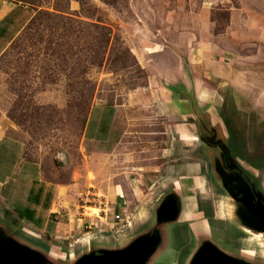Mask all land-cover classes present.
<instances>
[{"label":"rangeland","instance_id":"obj_1","mask_svg":"<svg viewBox=\"0 0 264 264\" xmlns=\"http://www.w3.org/2000/svg\"><path fill=\"white\" fill-rule=\"evenodd\" d=\"M23 1L41 6L33 7L35 11L53 12L58 5L73 13L74 21L62 29L54 16L39 18L35 28L41 31L27 34V40L0 63V117L14 127L15 137L22 142L21 146L0 142V194L15 189L19 193L14 202L0 201V239L37 255L45 264H80L93 253L124 251L149 237L154 229L152 235L163 233L170 249L157 264H182L181 253L174 250L185 248L188 242L186 252L210 243L238 264H264V231L247 220L252 215L239 201L244 185L236 172L239 163L252 173L257 184L254 198L264 200V75H241L239 87L225 93L230 87L222 88L210 74L204 77L191 72V52L184 48L182 31L184 25L195 31L203 23L202 0ZM227 4L237 7L239 0ZM23 5L32 9L29 3ZM227 7L220 4L211 10L216 34L228 24ZM29 8L13 17V30L29 18ZM3 36L10 38V34ZM259 70L264 71V66L253 69ZM166 71L171 73L166 75L172 81L166 82L174 89L176 101L186 94L192 96L195 87L188 85L189 77L201 75L213 93L188 99L196 108L187 116L170 115L158 98L137 97L140 93L136 92H144L141 90L148 86L152 74L163 80ZM94 106L120 110L105 134L101 132L100 141L86 135ZM90 131L99 133L95 127ZM234 138L243 142L244 158L258 169L241 159L236 163L229 159L222 142L230 148ZM173 158L174 177L166 179L163 169ZM25 161L40 165L51 192L53 212L46 213L47 227L30 226L18 213L25 204V182L37 173ZM178 163L198 165V169L185 172L197 181L187 179L180 185ZM90 186L109 202H119L116 197L122 195L126 204L122 214L125 219L134 216L133 226L120 223L85 229L78 199ZM168 195L184 197L186 203L205 209L212 220L209 229L199 237L193 230L199 229V222L204 226L205 220L195 225L184 221L181 226L187 229V237L175 223L159 225L155 218ZM5 206L13 212L5 213ZM58 208L66 209L55 218ZM60 224L61 234L57 229ZM70 227L73 238L65 246L72 254L50 256L43 246L50 247L57 236H69L65 232ZM75 237L82 240L69 247L70 241H77Z\"/></svg>","mask_w":264,"mask_h":264},{"label":"crops","instance_id":"obj_2","mask_svg":"<svg viewBox=\"0 0 264 264\" xmlns=\"http://www.w3.org/2000/svg\"><path fill=\"white\" fill-rule=\"evenodd\" d=\"M227 3L228 0H202L199 11L202 16H204H201L203 23H200L199 29L195 31H192L189 26L184 25L182 31L184 48L191 52L188 57L190 63L189 68L191 69V72H199V74H202L204 77L210 74L217 81H219L220 84H222V88L230 87V90L226 89L225 93L239 87V77L241 75H245L248 72H257L261 75H264V71H253L255 67L264 66V2L262 4H258L256 1L252 0H239L237 7H231ZM220 4L223 7L228 6L227 9L229 12V19L224 31L216 34L213 32V26L215 23L210 19V17L213 7L220 6ZM28 8V6H25L16 0H0V42H4L3 45L0 46V59L9 50L10 46L16 41V39L23 33V31L26 29V26L33 18L35 11L29 8L31 10V15L21 26H15L14 30L10 26L13 23L11 22L14 20L13 17H16V13H18V16L20 11ZM4 34H10V38H3ZM192 36H194L196 39H194ZM145 65L146 68L149 67V69H151L150 64L145 63ZM166 74L171 73L167 72L165 75ZM161 78H163L165 82L162 79H156L154 74H152L149 79L148 86L141 90L144 92H139L140 90L136 92L140 93L137 94V97L149 99L150 95L152 100L158 98L159 105L163 107V109L169 110L170 115L172 116L175 115V113L186 116L190 115L189 113L195 111L196 107L195 104L188 99L203 98L208 96V93H213L208 91L206 88V81L203 77H201V75L198 77H189L187 81L188 85L192 84L195 87L192 96L190 94H186V97L183 99H177L178 101H176L174 89L168 86L169 82H166L167 80L172 81V78L170 75H166L165 77L164 74L161 76ZM196 88L199 90L198 94H196ZM118 112H120V110L116 107L94 106L89 113L86 127V135L88 138L92 141H100L102 139L101 132L105 134L107 127L116 121ZM91 127H95L99 133L92 134L90 131ZM15 132L16 130L14 127L11 124H6L4 119L0 117V142L8 140L16 142L21 146L22 142L15 137ZM165 152L169 153L170 149H166ZM175 161V158H173L172 164H170L168 160L166 161V167L163 169L165 171L166 179L172 177L173 180L174 170H176V165L174 164ZM25 163L37 170V173H32L29 177L30 179L25 182L27 186L25 191L26 194H24L25 204L21 210L17 212L22 214L23 220H25L30 226H37L39 228L47 227L49 226V221L46 219V213L53 212V204L51 203L52 200H50L51 192L48 190L46 181L42 179L40 165L28 161H25ZM177 166L178 169H182V175H180V179H178V183L180 185L183 186L185 184L184 180L187 179H193L194 182L197 181V178L187 175L185 172L188 173L191 172L192 169H198V165H183L178 163ZM18 195L19 193L16 189L13 191L7 190L5 195L0 194V201L5 204L9 201L14 202L18 199ZM169 196L172 195H168L166 197ZM122 197V195H119L116 197L118 199L117 201L119 202L115 203L111 201L110 203L115 207L114 211L120 214H125L126 207L124 206L126 204ZM186 201L187 200H185L184 197L179 199L180 212L176 219L169 224L175 223L177 226H180L184 230L185 236L188 237V231L186 232L184 226H181L182 223L184 221H189V224L195 225L194 222L201 220L204 222L205 220L204 226H200L199 222V229L193 230L194 234L200 237L202 235L201 233H205L204 230L209 227L211 220L206 218L205 213L200 211L198 205L190 203L189 201L186 203ZM64 209L66 208H58L57 212H55V215H57L55 218H57L58 215H61V213L65 211ZM9 211L10 209L6 208L5 206L4 212L7 213ZM133 217L134 216H132V218L127 217L126 220L130 223V225L127 227L133 226ZM70 219L72 220L73 218ZM155 219L157 220V218ZM81 221L83 220L81 219ZM107 223L109 225L118 224L116 222L114 223L112 219H109ZM121 224L125 223L122 222ZM61 226V224L57 226L60 234L63 232V228ZM103 226L107 225H101V227ZM72 231L73 230L70 227V230L65 232L66 234H69V236L66 235L64 236L65 238H63L62 235L57 236L55 238L56 240L51 243L50 247L43 246L42 242H38V245L46 247V252L50 256L67 257L68 254H72L73 252V250H70L65 246L66 241H69V239L73 238L71 235ZM154 231L156 230L152 229L149 232L153 233ZM163 235L164 234L162 233L160 236H158L156 248L149 257V264H157L162 254L170 250L167 243H164L165 237ZM75 238L77 241H70L69 247H74L77 245L76 243L82 240V237H79V239H77L78 237ZM188 244L189 242L185 248L181 247L177 248V250H174L176 253H181L180 262L182 264L185 260V264H190L192 258L197 252V250L194 252H186ZM145 264L148 263L146 262Z\"/></svg>","mask_w":264,"mask_h":264},{"label":"water","instance_id":"obj_3","mask_svg":"<svg viewBox=\"0 0 264 264\" xmlns=\"http://www.w3.org/2000/svg\"><path fill=\"white\" fill-rule=\"evenodd\" d=\"M224 152L229 155V159L236 163L232 156L230 148L222 142ZM228 160V159H227ZM238 169V165L237 168ZM239 176V175H238ZM240 179V177H239ZM241 180V179H240ZM244 188L241 195L244 196L241 202L244 203L249 210L250 216L248 221H252L253 225L264 231V207L258 203L254 207L250 189L245 181H242ZM180 212L179 199L176 196H169L165 199L157 213V223L159 225L169 224L174 221ZM155 233V232H153ZM152 233V234H153ZM149 235L131 245L124 251L118 252H99L93 253L83 259L80 264H145L156 248V241L159 235ZM25 253V254H24ZM37 255L20 250L14 244H10L0 239V264H45L41 262ZM190 264H238L232 257L220 251L215 245L207 243L201 246Z\"/></svg>","mask_w":264,"mask_h":264},{"label":"trees","instance_id":"obj_4","mask_svg":"<svg viewBox=\"0 0 264 264\" xmlns=\"http://www.w3.org/2000/svg\"><path fill=\"white\" fill-rule=\"evenodd\" d=\"M17 2H24V3H29L32 7V10L35 11V9L33 7H38L39 5L35 4V3H30L28 1H23V0H16ZM23 3V4H24ZM26 5V4H25ZM41 7V6H39ZM47 16H54L56 19L59 20V22H61V27L62 29H65L67 27L70 26L71 22L74 21V14L71 13L69 10H65L60 8L58 5L55 7V11L50 12L47 10H40V11H35V14L33 16V18L31 19V21L29 22V24L26 26V29L23 31V33L16 39V41L10 46L9 50L1 57L0 59V63L6 59L7 55L10 54V52H12L15 48L16 45H18L19 43H21L27 36V34H29L30 32H35V31H41L40 28H35L36 23L39 21V18L42 17H47ZM92 28H96L98 29L99 27L96 24H91L90 25ZM50 29V28H49ZM100 29V28H99ZM103 30H106L105 28H102ZM67 30V29H66ZM44 31H48V29H44ZM27 40V39H25ZM25 40L23 42H25ZM226 106V103H225ZM227 125V122H226ZM228 130V127H227ZM228 135H229V139L231 136V131L228 130ZM234 136V135H233ZM235 143L231 145L230 149H231V153L234 156L235 160H242L244 162H247V164H249L250 166H252L255 169H258L253 163H251L250 161H248L246 158H244L243 153H242V147H243V142L239 139H235L234 138ZM238 167L245 173H247L249 176L252 177V179L254 180V182H256V178L253 176L252 173H250L248 170H246L245 168H243L241 166V164L238 163ZM199 209L201 212L205 213L206 218L211 220V216L205 211V209L203 210L200 206Z\"/></svg>","mask_w":264,"mask_h":264},{"label":"built area","instance_id":"obj_5","mask_svg":"<svg viewBox=\"0 0 264 264\" xmlns=\"http://www.w3.org/2000/svg\"><path fill=\"white\" fill-rule=\"evenodd\" d=\"M78 208L85 219L84 228L88 230H96L103 224L109 226L107 223L109 219H112L114 223L123 222L127 226L130 225L129 221L123 219L122 214L114 211L115 207L94 186H90L86 192L80 194Z\"/></svg>","mask_w":264,"mask_h":264},{"label":"flooded vegetation","instance_id":"obj_6","mask_svg":"<svg viewBox=\"0 0 264 264\" xmlns=\"http://www.w3.org/2000/svg\"><path fill=\"white\" fill-rule=\"evenodd\" d=\"M225 160V159H224ZM237 174L239 175L240 179L242 181H245L248 184V188L250 189V194L252 197V202L253 205L256 203L258 205V203H261L264 207V200H258V198H254V196L256 195L255 190L257 189V184L256 182H254V180L252 179L251 176H249L247 173L243 172L239 167L236 170ZM256 184V185H255ZM257 196V195H256ZM242 198H244L243 195L240 196L239 201L242 200ZM255 202V203H254ZM255 207V206H254ZM213 218V217H212ZM212 221V220H211ZM185 231L187 232V229L184 227Z\"/></svg>","mask_w":264,"mask_h":264},{"label":"bare ground","instance_id":"obj_7","mask_svg":"<svg viewBox=\"0 0 264 264\" xmlns=\"http://www.w3.org/2000/svg\"><path fill=\"white\" fill-rule=\"evenodd\" d=\"M245 231L248 233V234H251L252 232H251V230L250 229H245Z\"/></svg>","mask_w":264,"mask_h":264}]
</instances>
